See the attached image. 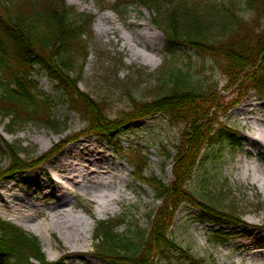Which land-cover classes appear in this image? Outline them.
<instances>
[{
	"label": "rangeland",
	"instance_id": "rangeland-1",
	"mask_svg": "<svg viewBox=\"0 0 264 264\" xmlns=\"http://www.w3.org/2000/svg\"><path fill=\"white\" fill-rule=\"evenodd\" d=\"M200 2L202 13L206 8L211 7L210 15L206 19L210 24L213 22L217 24L227 10H233L239 26L236 27L235 33L242 31L240 36L245 34L253 38L260 32L259 27L262 28L264 25V16L247 8L245 0H200ZM64 3L76 14H82V17L91 18L92 21L90 36L83 37L85 42L82 46H85L86 54L83 55L84 51L80 53L81 49H79L76 56L74 68L78 73L77 90L96 102L103 103L102 110L110 120L129 111L131 98L140 102L152 101L157 96L156 88L160 83L159 80L167 78L169 69L188 73L195 82L216 90L211 98L215 96L216 101L212 105L215 108L212 107L211 110L214 113L208 131L225 135L229 132L233 134V139L229 142L213 137L209 144L200 145L199 155L202 154V158L187 183V188L196 196H203L205 201L219 210L238 217L240 223L220 228L211 223H197L194 220L197 210L186 204L174 211L169 235L180 247L189 250V254L195 260L192 264H248L245 254L250 251L264 253V242H261L264 241V219H262L264 192L258 183L251 181L248 173L246 177L239 178L240 171L237 165L238 159L241 160V164L253 160L264 168L262 146L247 137L254 135L253 125L249 120L242 119L247 117V114L238 112L247 108L245 104L251 103L253 105L249 108H256L253 114L264 115V102L259 100L255 90L250 88L249 76H252L257 67L247 68L246 72L249 73L246 75L249 76L246 78L241 75L238 82L232 85L220 70V61L211 55L182 48L177 51L174 61L167 58L164 52L165 36L159 25L154 22L157 17L139 4H128L123 8L113 6V0H64ZM220 22H223V29L213 27L208 31L207 35L211 42L216 39L215 35L218 31L227 32L230 29L227 22L224 23L223 20ZM254 22L258 23V26H255ZM99 25L111 30L101 33L98 31ZM122 25H125L129 33L148 30L149 34L157 37L153 42L145 40V37L143 39L146 50L154 59L151 65L132 61L129 53L121 48ZM3 78L7 80L6 77ZM30 80L34 83L35 89L52 105L51 125L57 129L53 131L49 126H39L31 121L8 127V120L0 119V151H4L3 143L6 142L22 150L21 158L39 161L41 157L54 151L55 146L81 132L80 130L86 125L76 114L61 105V95L55 91L44 75L33 71ZM182 134L181 124L172 123L167 117L156 115L134 122L127 132L122 133L121 146L118 150L112 149L100 138L85 136L70 140L55 156L54 153L45 156V162L41 165L22 175H14L13 180L0 181V204H4L5 200L9 201L2 192L1 186L11 181L15 182L13 186L15 192L26 194L23 210H8L19 225L1 217L0 219L16 225L25 233L35 237L41 252L49 262L61 260L63 264H119L94 254L97 244L93 240L95 222L106 221L108 226L114 224V233L120 239L125 236L131 237L130 231H144L150 227L152 219H149V214L153 212L154 215L164 204L162 200L154 199L152 189L134 182L132 178L134 165L130 156L134 151L142 152L148 160V169L144 174L156 178L164 185H171L174 180L171 166L175 156L171 148L182 142ZM51 137L53 140L49 141ZM78 143L86 145L89 149L103 151L111 164L108 169L114 168L111 172L116 173L125 182V187L121 188V192L116 196L117 200L112 204V211L101 218L95 215L97 204L94 198L82 191L76 190L72 195L59 201L52 197L55 196L52 193L57 192L59 186L53 183L49 173L53 175L55 172L52 168H56L57 171L59 169L57 165L61 164L63 159L67 158L69 163L76 162L73 157L78 150ZM130 146L135 150L127 153ZM168 152L172 156V161L166 159ZM6 164V157H1L0 154L2 172ZM32 171L36 179L31 178ZM42 177L46 180L41 179ZM118 183L117 181L116 184ZM106 193L114 194L115 191L110 189ZM24 211L31 212L30 220ZM61 211H69L72 215L83 213L89 218L87 220L89 232L84 251L77 249L80 242L69 241L60 235L58 230L49 231L46 236L41 234L38 236L37 232L35 233L33 227L38 222L46 224L50 221L51 215ZM250 218L258 219V222L250 223L247 221ZM214 232H217L218 236H215ZM133 241L136 244L137 240ZM247 241L252 243L248 249H245L244 245L240 246ZM43 250H46V253ZM47 254L53 255L54 259L48 260ZM173 257L169 263L159 260L157 264H190L185 259H176L179 258V253H175ZM257 258L259 262L264 261V254ZM32 262L37 264L34 260Z\"/></svg>",
	"mask_w": 264,
	"mask_h": 264
},
{
	"label": "trees",
	"instance_id": "trees-1",
	"mask_svg": "<svg viewBox=\"0 0 264 264\" xmlns=\"http://www.w3.org/2000/svg\"><path fill=\"white\" fill-rule=\"evenodd\" d=\"M113 2L115 7L138 3L155 14L157 18L154 22L165 36L164 52L171 61L182 48L211 55L220 61V70L232 85L238 82L241 75L249 76L246 75L249 73L247 68L257 67L249 76L250 88L264 101V25L259 27L260 32L253 38L245 34L240 36L242 31L235 33L237 16L233 10H227L221 20L227 22L230 29L227 32L218 31L216 39L211 42L207 35L209 29H223L224 25L221 20L217 24L206 21L211 7L202 13L200 0ZM245 4L253 12L264 16V0H245ZM82 16L68 8L64 0H0V119L8 120V127L31 121L39 126H49L53 131L57 129L51 125L52 105L30 80L32 72L37 70L61 95V105L86 125L81 133H94L113 149L121 145L120 134L136 121L162 115L172 123L181 124L182 142L171 148L175 153L171 185H164L144 174L148 169L145 155L134 151L132 146L128 151H134L130 156L134 165L133 180L150 187L154 199L162 200L164 204L154 215L153 212L149 214V219H152L150 227L144 231H130L131 237L120 239L114 233V224L108 226L106 221H97L93 233V240L97 243L94 254L119 264H157L159 260L169 263L175 253H179L176 259H185L192 264L195 260L189 250L180 247L169 235L174 211L188 204L197 210L194 220L201 224L227 226L240 223L238 217L219 210L206 202L203 196L198 197L187 188L202 158V154L199 155L200 145L209 144L213 137H218L220 141L232 140L229 132L225 135L208 131L214 113L212 105L216 101L215 96L211 98L216 90L195 82L188 73L169 69L167 78L159 80L157 96L152 101L140 102L131 98L129 111L110 120L102 110L103 103L77 90L76 56L79 49L80 53L84 51L83 55L86 54V48L82 46L85 42L83 37L90 36L92 24L91 18ZM254 25L258 26V23L254 22ZM66 142H61L45 156L56 153ZM3 147L4 151L1 150L0 154L6 157L7 164L3 172L0 168V181L13 178L46 159L45 156L39 161L23 159L20 148L6 142ZM171 157L168 152L166 159ZM32 260L37 264H63L61 260L48 262L35 237L0 220V264H35Z\"/></svg>",
	"mask_w": 264,
	"mask_h": 264
},
{
	"label": "bare ground",
	"instance_id": "bare-ground-1",
	"mask_svg": "<svg viewBox=\"0 0 264 264\" xmlns=\"http://www.w3.org/2000/svg\"><path fill=\"white\" fill-rule=\"evenodd\" d=\"M109 28H104L99 25V32L104 33ZM149 42H153L156 40V36L149 34V31L146 30L144 32L139 31L134 33L126 34L124 32L120 35L121 40V48L126 50L132 61H140L144 65H151L154 62L153 56L149 53L145 52L146 44L145 40ZM141 45V46H140ZM253 104L247 103L244 106L246 109H240L238 112L247 114V117H242L244 120H249L253 125L254 135H248L250 141L259 143L264 151V115L257 113V115L253 114V111L256 108L252 107ZM260 114V115H259ZM8 139V137H6ZM53 137L50 138L49 141H52ZM76 162L69 163L67 159H63L61 164L57 166L59 169L52 168L54 171V181L59 186L57 192L52 193L53 198L59 201L63 198H66L68 195H72L76 190L82 191L87 195H90L94 198L97 206L95 210V215L98 218L106 215L107 213L112 211V204L117 200L119 193L121 192V188L125 187L124 179L120 178L116 173H112L110 161L108 160L107 155L102 151H97L94 148L89 149L86 145L80 143L77 152L75 153V157H73ZM239 178L246 177L247 173L253 183H258L261 190L264 192V168H261L260 164H256V161H250L249 163L241 164V160H237ZM67 174L61 175V174ZM31 178L36 179V175L32 171L30 173ZM41 179L45 180L44 177ZM119 182L116 184V182ZM15 182L11 181L7 184L1 186V190L6 194L7 199L4 204H0V217L8 220L12 223L17 224V221L12 214L8 212V210H20L24 208L23 202L26 199V194L17 193L13 190ZM110 189H114L115 193L110 194ZM8 192V193H7ZM2 202V200H1ZM49 208V207H47ZM51 208V207H50ZM54 209V208H53ZM44 210V209H43ZM42 210V211H43ZM41 211V212H42ZM27 213V211H24ZM31 213V212H29ZM27 213L26 217L32 218V215ZM89 218L83 213H77L72 215L69 211L67 212H58L56 214L51 215L50 221L46 224H41L38 222L33 228H35V233L39 236H46L49 231L58 230L60 235L69 241H75L76 243L80 242V246L77 249L82 251L86 248V241L88 238L89 226L87 220ZM264 219V217L262 218ZM250 223H257L258 219L250 218L247 219ZM19 225V224H17ZM264 242V241H261ZM252 244L250 241H247L240 246L244 245L245 249H248L249 245ZM46 253V250H43ZM264 253L257 251H250L248 254H245V258L247 259L248 264H264V261L259 262V255ZM48 260H53V255L47 254Z\"/></svg>",
	"mask_w": 264,
	"mask_h": 264
}]
</instances>
